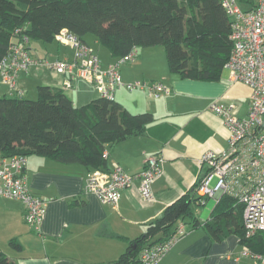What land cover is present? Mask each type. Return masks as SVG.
<instances>
[{"label": "crops", "instance_id": "obj_1", "mask_svg": "<svg viewBox=\"0 0 264 264\" xmlns=\"http://www.w3.org/2000/svg\"><path fill=\"white\" fill-rule=\"evenodd\" d=\"M89 44L98 46V51L94 49L103 67L117 61L96 38ZM157 47L142 49L133 61L122 64L121 76L126 83L160 80L171 87L172 93L156 97L144 89L131 91L118 86L116 100L133 113L152 112L155 120L145 133L108 146L109 165L119 164L130 174L143 169L146 156L163 157V172L152 184L155 199L144 201L139 182L135 181L122 190L116 206L103 203L86 189L87 167L32 155L27 159L24 173L26 184L46 206L39 229L35 230L25 222L23 202L0 198V241H3L0 248L10 261L17 264H109L117 260L126 252L130 240L145 232L147 225L168 205L192 189L205 170L198 162L202 155L228 146L229 129L221 116L209 107L220 98L236 101L238 115L244 116L249 107L250 87L231 78L227 81L223 75L218 82L183 79L170 71L166 51H150ZM52 55L46 56L52 59ZM58 57L69 58L68 52L58 51L55 59ZM32 68L18 78V86L25 93L31 89L29 87L33 93H38V86L42 84L64 88L63 75L58 77L37 66ZM80 80L88 82L89 86L81 85ZM5 86L4 93H7L9 87ZM65 91L77 106L100 97L95 84L81 78L74 79ZM222 130L223 138L218 137ZM214 207L206 218L200 216L196 208L197 216L204 223L212 221ZM186 230L157 264H257L255 259L244 255L245 245L235 233L217 241L203 225L193 227L188 223ZM13 238L20 242L21 250L11 247Z\"/></svg>", "mask_w": 264, "mask_h": 264}, {"label": "trees", "instance_id": "obj_2", "mask_svg": "<svg viewBox=\"0 0 264 264\" xmlns=\"http://www.w3.org/2000/svg\"><path fill=\"white\" fill-rule=\"evenodd\" d=\"M240 3L244 10L254 5L253 0ZM64 28L87 44L85 36L93 34L116 58L132 50L136 57L140 47L164 46L170 71L183 79L220 81L234 47L232 20L223 0H0V63L14 43L24 42V36L34 57L53 61L34 55L31 42L54 43ZM59 74L65 83L69 75ZM154 120L152 112L133 113L115 98L100 96L77 106L58 86L39 85L36 99L25 97L24 90L22 95L8 90L0 96V165L4 159L24 157L25 173L28 157L37 155L84 165L87 176L96 169L110 171L108 146L145 133ZM198 185L197 180L109 264H142V250L167 241L181 222L185 230L188 223L205 226L217 241L235 233L243 245L263 252L262 234L245 237L243 206L233 196L225 194L216 202L212 221L200 220L196 208L205 206L210 197L198 195ZM10 245L22 249L15 238ZM0 264L17 263L0 248Z\"/></svg>", "mask_w": 264, "mask_h": 264}, {"label": "built area", "instance_id": "obj_3", "mask_svg": "<svg viewBox=\"0 0 264 264\" xmlns=\"http://www.w3.org/2000/svg\"><path fill=\"white\" fill-rule=\"evenodd\" d=\"M253 3L252 8L244 10L240 0H223L232 20L231 39L234 42L226 67L231 71V80L248 85L251 94L244 116L238 115L236 101L227 102L220 98L210 105L211 111L223 117L230 137L225 149L219 152L209 150L199 159L200 167L205 170L198 178L197 188L198 195L215 198L217 202L225 194L238 200L243 206L247 239L258 234L264 237V0H253ZM28 40L24 36L23 43H14L0 63V86L7 85L12 94H23L18 78L34 65H47L59 73H67L69 78L65 84L68 87L74 79H86L96 85L101 97L107 99L115 98L118 86L131 91L138 88L148 90L156 97L172 93L171 87L161 81H123L120 66L134 59L135 50L103 67L94 47L67 28L56 35V40L74 51L72 61L69 58L53 61L36 58L26 47ZM163 161L161 155L146 156L143 169L133 174L127 173L119 164H114L110 171L93 170L87 176L86 189L95 193L103 203L116 206L122 190L138 181L143 200L151 202L155 199L152 184L163 172ZM25 165L26 159L20 156L3 160L0 165V198L10 197L23 202L26 222L39 229L46 202L28 188L23 173ZM185 232L184 224L179 223L176 234L167 241L142 250L141 263L157 264ZM244 249L245 256L252 257L257 264H264V251L254 252L247 245Z\"/></svg>", "mask_w": 264, "mask_h": 264}, {"label": "rangeland", "instance_id": "obj_4", "mask_svg": "<svg viewBox=\"0 0 264 264\" xmlns=\"http://www.w3.org/2000/svg\"><path fill=\"white\" fill-rule=\"evenodd\" d=\"M85 39L92 44V43H94L95 36L93 34H88V35L85 36ZM31 47H32V50L34 51L35 55L39 56L40 58H45L46 55L53 54L52 56H54V57H52V59L54 60L56 54L58 53V51H61V52L63 51V53L68 52L69 61H72L73 57H74V54H73L74 51L69 46L65 47L64 45H60V44H58L57 41H55L54 43H45V42L40 41V40H34V41L31 42ZM94 47H95V45H94ZM97 48H98V46L95 47V49L98 51ZM142 49H145V48H141V47L138 48V52L141 53ZM162 50L165 51L164 46H159V47H157L156 50H150V51H155L156 53H160L159 51H162ZM159 56H160V54H159ZM37 67L39 69H41V71H43V72H45V71H48L49 73L53 72L54 75H56L58 77L61 76L58 72H56L53 69H50L46 65H37ZM230 74H231L230 69L228 67H226L224 69V72H223V79H225L227 81H231L230 80ZM83 81L84 80H80L81 85L89 86L88 82H83ZM63 83H64V81H63ZM6 88L7 87L5 85H1L0 86V96H3L5 94H7V93H4V91L7 90ZM29 88H31V89H29V91L25 93V97L30 98V99H36L38 97V93H33L32 87H29ZM64 88L67 89L65 86H64ZM66 93H68V92H66ZM127 93H129V92H127ZM243 103L245 104V106L247 105L246 101H244ZM220 119L224 120L223 117H221ZM218 135H219L218 137H222L223 138V136H224L223 130H222V133L219 132ZM228 137H230V130H229V133H228ZM193 139H195V137H193ZM216 202L217 201H216L215 198H209V200L207 201V204L205 206H202L200 208L198 207L199 210H200V216H202L203 218H206L211 213V210L214 207ZM0 242L2 244L3 241H0Z\"/></svg>", "mask_w": 264, "mask_h": 264}]
</instances>
